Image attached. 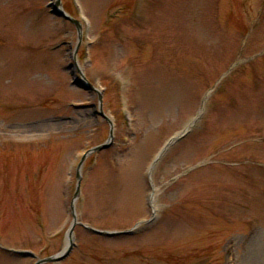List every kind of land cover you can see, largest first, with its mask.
<instances>
[{"label": "rangeland", "instance_id": "rangeland-1", "mask_svg": "<svg viewBox=\"0 0 264 264\" xmlns=\"http://www.w3.org/2000/svg\"><path fill=\"white\" fill-rule=\"evenodd\" d=\"M53 1L0 0V264L67 246L101 107L40 264H264V0Z\"/></svg>", "mask_w": 264, "mask_h": 264}, {"label": "water", "instance_id": "water-1", "mask_svg": "<svg viewBox=\"0 0 264 264\" xmlns=\"http://www.w3.org/2000/svg\"><path fill=\"white\" fill-rule=\"evenodd\" d=\"M50 5L52 7V12L54 14H56L57 16L64 17V18H67V19L72 20L76 24V26H77V28L79 30V33L81 32L80 23L76 19H74L72 16H70L64 10L61 0H55V1L51 2ZM0 46H1V38H0ZM77 84L81 85V87L85 88L86 90L95 89V87L92 86L91 84H89V85L86 84V81H84V80H78ZM98 94H99L100 101H102V94L99 91H98ZM101 114H102L103 117H105L110 122V125H111L110 135H109L108 139L105 142H103V143H101L99 145H96V146L90 148L83 155V157H82V159H81V161H80V163L78 165V168H77V180H78L77 181V188H76V192L74 194V198H73L72 203H71V210H72L74 219H73V222H72V224H71V226H70V228L68 230V236H69L68 244H67V246L60 253L55 254V255H51V256H49L47 258H44V259H40V260L37 261L36 264H40L43 261H60V260H63V259H65L70 254V252L72 251V249L74 247L73 234H74V228H75L76 224L78 223L77 214H76V200L78 199V197L80 196V193H81V181H82L81 167H82V164H83L85 158L87 157V155H89L91 153H94L96 151L102 150V149L109 148L112 145L113 140H114V123L106 115V113L103 111L102 107H101ZM193 123H194V121L191 124H193ZM186 132H187V129L183 133H181L180 136L172 137L167 142V144L161 149V151L159 152V154L156 156V158H155V160H154V162L152 164V167L154 165H156L157 162L162 158V156L168 150V148L170 147V145L172 143H174L177 139L183 137ZM93 230H95L98 233H106L109 236H113V235L119 233V232H107V231H102V230H97V229H93ZM22 253H25V254H28V255H32V256L34 255V254H31V253H27V252H22Z\"/></svg>", "mask_w": 264, "mask_h": 264}]
</instances>
